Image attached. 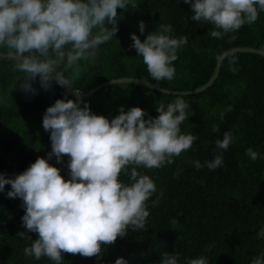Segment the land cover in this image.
<instances>
[{
  "label": "trees",
  "instance_id": "16d2710c",
  "mask_svg": "<svg viewBox=\"0 0 264 264\" xmlns=\"http://www.w3.org/2000/svg\"><path fill=\"white\" fill-rule=\"evenodd\" d=\"M138 7L119 10L122 17L116 37L100 46L94 61L81 62L82 72L72 87L85 92L118 78L145 79L174 91H192L205 85L217 65L216 56L236 47H249L264 51V12L252 25H244L229 37L214 39L208 36L214 26L192 20L191 7L183 0H136ZM146 30L140 33L139 23ZM160 24H170L176 38L188 36L187 45L178 50V60L172 81L157 83L150 77L142 57L131 45V35L143 41ZM111 27V25H109ZM238 69L229 70L226 59L219 78L203 93L182 96L190 105L186 119L180 126L182 133L199 137L192 147L174 158V163L160 169L139 168L157 186V193L149 199V217L145 227L138 231L131 228L127 236L117 238L114 245L106 247L100 258H84L63 254L62 264H115L123 257L129 264H160L162 254L181 253L178 264L188 259L205 256L209 264H251L253 257L264 253V238L257 233L264 228V56L247 53L234 54ZM8 61H0V174L14 178L27 170L37 158L47 159L52 151L50 133L43 128V116L48 107L59 99H73L53 82L51 89L41 87L39 77L33 82L36 94L21 90L18 77ZM70 75V73H66ZM16 83L17 88L12 89ZM178 96L163 94L135 84L109 86L83 100L92 113L109 120L132 107L147 113L145 119L156 118L158 102L165 106ZM83 106V105H81ZM229 106L231 112L225 111ZM224 111L221 121L220 113ZM251 113V114H250ZM218 125L219 132L212 131ZM231 131L235 142L223 151V164L215 171L206 167L219 154L216 140ZM252 148L259 158L252 161L246 150ZM199 160L205 165L200 170L193 166ZM49 163L63 169L65 180L70 179L68 158ZM243 163V167L241 164ZM178 173V177H177ZM127 182L128 177L121 176ZM6 185L0 193V264H53L49 259L37 261L25 257L23 249L32 241L21 238L25 232L33 241L36 233L28 232L22 225L25 210L20 198H8ZM163 196L157 207L152 201L160 192ZM210 248V250H209Z\"/></svg>",
  "mask_w": 264,
  "mask_h": 264
},
{
  "label": "clouds",
  "instance_id": "9594fccd",
  "mask_svg": "<svg viewBox=\"0 0 264 264\" xmlns=\"http://www.w3.org/2000/svg\"><path fill=\"white\" fill-rule=\"evenodd\" d=\"M191 7L192 20L214 26L208 36L214 39L229 37L244 25L254 24L264 12V0H183ZM138 7L136 0H0V61H8L11 71L22 73L18 83L26 94H36L33 82L39 77L41 87L51 89L53 82L71 89L76 100L59 99L47 108L43 128L50 133L52 151L47 159L37 158L23 173L14 178L0 174V193L6 185L8 198H20L25 214L22 225L36 233L33 241L25 232L17 233L32 241L23 249L25 257L39 261L47 258L53 264H62L63 254L84 258H100L106 247L117 238L127 236V230H141L149 217L148 201L156 195L157 186L147 174L138 171L160 169L174 163V158L189 150L199 139L191 133H182L181 124L188 119L190 105L182 96L165 106L158 102L156 118H147L140 107H132L109 120L92 113L81 97V91L72 87L82 72L81 62L94 61L101 45L116 37L119 10ZM111 25V27H109ZM140 33L146 30L139 23ZM188 36L176 38L170 24H160L143 41L131 35L134 48L152 80L157 83L172 81L178 60V50L188 43ZM228 60L229 70L236 73L234 55L220 53L217 63ZM70 73V75H66ZM12 89L17 88L14 83ZM83 105V106H81ZM229 106L225 111L231 112ZM251 114V113H250ZM225 112L220 113L223 121ZM212 131L219 132L218 125ZM231 131L216 140L219 151L206 162L215 171L223 164V151L235 142ZM252 161L259 153L246 150ZM68 158L70 179L65 180L63 169L49 163ZM193 166L200 170L199 160ZM243 163L241 167H243ZM128 177V181L121 180ZM178 177V173H177ZM161 191L152 201L157 207ZM264 238V228L257 233ZM210 250V248H209ZM181 253L164 252L160 264H178ZM115 264H129L123 257ZM186 264H209L205 256L188 259ZM251 264H264V253L253 257Z\"/></svg>",
  "mask_w": 264,
  "mask_h": 264
},
{
  "label": "water",
  "instance_id": "95a60500",
  "mask_svg": "<svg viewBox=\"0 0 264 264\" xmlns=\"http://www.w3.org/2000/svg\"><path fill=\"white\" fill-rule=\"evenodd\" d=\"M230 56L237 54V53H247V54H253V55H262L264 56V51L262 50H258V49H254V48H249V47H236V49L230 50L228 52ZM226 60V59H225ZM224 60V61H225ZM224 61L222 63H217L214 73L212 75V77L210 78V80L203 86L194 89L192 91H174V90H169V89H165L162 88L160 86H158L157 84H153L145 79H138V78H129V77H125V78H118V79H114L111 80L109 82H105L102 83L96 87H94L91 90L85 91L81 93V99L82 100H86L90 97H92L93 95H95L97 92L101 91L102 89L109 87V86H114V85H120V84H135V85H140L143 87H146L148 89L154 90V91H158L160 93L163 94H168V95H174V96H193V95H198L200 93L205 92L206 90H208L209 88H211L214 83L217 81V79L219 78L220 72H221V68L222 65L224 63ZM55 83V82H54ZM57 86L64 91L68 97H71L73 99H77V96L74 94V91L67 88L66 86L62 87L60 85L57 84ZM262 174H263V196H264V166L262 169Z\"/></svg>",
  "mask_w": 264,
  "mask_h": 264
}]
</instances>
